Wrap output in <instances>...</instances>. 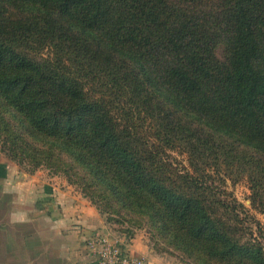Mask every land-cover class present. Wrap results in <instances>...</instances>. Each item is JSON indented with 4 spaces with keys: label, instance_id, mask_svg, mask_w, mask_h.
<instances>
[{
    "label": "trees",
    "instance_id": "1",
    "mask_svg": "<svg viewBox=\"0 0 264 264\" xmlns=\"http://www.w3.org/2000/svg\"><path fill=\"white\" fill-rule=\"evenodd\" d=\"M0 150L194 264H264L225 189L264 214V0H0Z\"/></svg>",
    "mask_w": 264,
    "mask_h": 264
},
{
    "label": "crops",
    "instance_id": "2",
    "mask_svg": "<svg viewBox=\"0 0 264 264\" xmlns=\"http://www.w3.org/2000/svg\"><path fill=\"white\" fill-rule=\"evenodd\" d=\"M41 174L0 157V264H92L84 241L98 213L72 187Z\"/></svg>",
    "mask_w": 264,
    "mask_h": 264
},
{
    "label": "rangeland",
    "instance_id": "3",
    "mask_svg": "<svg viewBox=\"0 0 264 264\" xmlns=\"http://www.w3.org/2000/svg\"><path fill=\"white\" fill-rule=\"evenodd\" d=\"M173 155L179 163H181L182 165H186V157L184 155ZM1 156L6 158L8 161L14 163L22 172H25L27 174H33L35 172L40 171V173H42V177H44L43 179H53L52 181H54L57 185L72 187L74 191H76L88 201L90 206L98 213L101 222L97 227H95L96 229L92 228L94 229L92 230L94 232H92L91 234L89 233L88 237H86L84 241L86 248L87 240L93 233H97L98 235L114 242V244H116L120 248L134 249L137 251L136 253H143L145 255L150 256L156 261L157 264H194L190 260L183 257L181 252L171 248L158 235L154 234L153 231L147 227V225L144 224L141 227H136L131 222L125 221L123 223H118L116 220H114V218H112L113 220H108L106 218V214L101 215L97 210L96 206H94L88 198L84 197L80 187L75 184H70L67 181L66 176L59 173L55 174L50 169L45 167H41L33 172H30L27 163H23L20 166L17 163L9 160L6 157L5 153L0 150V157ZM225 189L232 194V196L237 200V202L241 203L244 206L245 210L247 209L249 217L251 218H248L247 224L253 227V230L255 233H257V236H260L259 240L264 246V214L259 213L250 207V202L248 200L249 190L246 183L244 181H240L236 184H232L231 181H227ZM241 215L242 217L245 216L246 222V212H242ZM252 220L255 223H252ZM256 223L258 225L257 231V226H255Z\"/></svg>",
    "mask_w": 264,
    "mask_h": 264
},
{
    "label": "built area",
    "instance_id": "4",
    "mask_svg": "<svg viewBox=\"0 0 264 264\" xmlns=\"http://www.w3.org/2000/svg\"><path fill=\"white\" fill-rule=\"evenodd\" d=\"M86 246L93 259L92 264H157L147 256L137 255L129 249L118 247L97 233L90 236Z\"/></svg>",
    "mask_w": 264,
    "mask_h": 264
}]
</instances>
